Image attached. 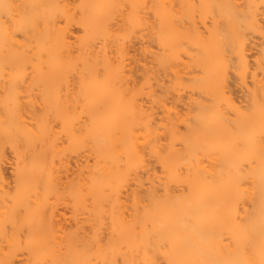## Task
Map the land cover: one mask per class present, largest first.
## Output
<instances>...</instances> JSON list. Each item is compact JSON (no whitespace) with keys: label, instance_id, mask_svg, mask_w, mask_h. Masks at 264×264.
Segmentation results:
<instances>
[{"label":"bare ground","instance_id":"6f19581e","mask_svg":"<svg viewBox=\"0 0 264 264\" xmlns=\"http://www.w3.org/2000/svg\"><path fill=\"white\" fill-rule=\"evenodd\" d=\"M0 264H264V0H0Z\"/></svg>","mask_w":264,"mask_h":264}]
</instances>
